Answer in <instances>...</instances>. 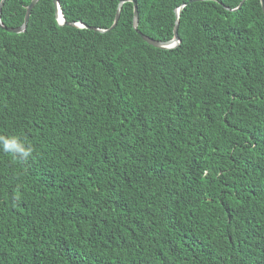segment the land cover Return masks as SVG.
<instances>
[{
    "label": "trees",
    "instance_id": "16d2710c",
    "mask_svg": "<svg viewBox=\"0 0 264 264\" xmlns=\"http://www.w3.org/2000/svg\"><path fill=\"white\" fill-rule=\"evenodd\" d=\"M120 1L0 26V264H264L261 0Z\"/></svg>",
    "mask_w": 264,
    "mask_h": 264
},
{
    "label": "water",
    "instance_id": "95a60500",
    "mask_svg": "<svg viewBox=\"0 0 264 264\" xmlns=\"http://www.w3.org/2000/svg\"><path fill=\"white\" fill-rule=\"evenodd\" d=\"M4 1L5 0H2L1 5H0V26H2L3 28L7 29L8 31H13V32H23V31H25L26 28H27L30 16H31L32 9L38 3L39 0H32L31 1V3L27 7V13H26V16H25L24 23L22 25H20V26H17V27H8V26H5V24L3 23L2 19H1V15H2V7H3V4H4ZM125 1H133L134 2V6H135V10H134V27L136 28V30L140 33V35L146 41H148L150 44H152V45H154L156 47H162V48H172V47L177 46L180 43L181 39H180V35H179L178 30H179V22H180L179 21V17H180V14H181L182 7H179L178 10H177V20H176L175 29H174V32H175L174 37L172 39L168 40V41H159L157 39H154V38L146 35L141 30H139V28H138V25H139V10H138V4H137L136 0H121L120 1L118 12H117V16H116L114 24L111 26V28L116 27V25H117V23L119 21V18H120V14H121V10H122L123 4H124ZM194 1H198V0H190L189 2H194ZM54 2H55V5H56V11H57L58 19H59V22L61 24H69V25H75V26H80V27L87 26L82 21H76V22L67 21L65 16H64V13H63V11L61 9L59 0H54ZM244 2H245V0H242L241 4L239 6H241ZM261 3H262V6H263V10H264V0H261ZM186 4L187 3H184L183 6L186 5ZM237 8H235V9H237ZM91 28H94V29H96L98 31H106L107 30V29H102V28H98V27H91Z\"/></svg>",
    "mask_w": 264,
    "mask_h": 264
},
{
    "label": "clouds",
    "instance_id": "9594fccd",
    "mask_svg": "<svg viewBox=\"0 0 264 264\" xmlns=\"http://www.w3.org/2000/svg\"><path fill=\"white\" fill-rule=\"evenodd\" d=\"M0 151L26 160L32 155L33 148L20 136L0 135Z\"/></svg>",
    "mask_w": 264,
    "mask_h": 264
}]
</instances>
